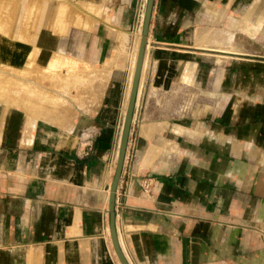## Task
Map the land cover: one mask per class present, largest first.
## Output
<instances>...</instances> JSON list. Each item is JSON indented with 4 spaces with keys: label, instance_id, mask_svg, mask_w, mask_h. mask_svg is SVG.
<instances>
[{
    "label": "crops",
    "instance_id": "1",
    "mask_svg": "<svg viewBox=\"0 0 264 264\" xmlns=\"http://www.w3.org/2000/svg\"><path fill=\"white\" fill-rule=\"evenodd\" d=\"M136 2L98 0L101 19L70 28L67 54L102 66L121 36L128 49ZM149 34L137 106L154 111L116 192L120 248L129 264H264V66L245 68L264 63V0H155ZM126 71L111 68L87 117L0 102V264H117L106 228Z\"/></svg>",
    "mask_w": 264,
    "mask_h": 264
},
{
    "label": "bare ground",
    "instance_id": "2",
    "mask_svg": "<svg viewBox=\"0 0 264 264\" xmlns=\"http://www.w3.org/2000/svg\"><path fill=\"white\" fill-rule=\"evenodd\" d=\"M143 1L144 6H146L147 0ZM144 12L145 10L138 19L137 27L122 34L125 36L127 34L133 35L132 46L127 49L122 44L123 38L121 36L119 38L120 48L114 49L111 57L106 62L104 61V65L96 66L67 54V36L70 28L81 25L85 17L93 16L96 19H101L98 0H0V102L5 106L23 109L32 119L55 120L66 117L69 120L68 117L72 116L73 118V115L79 110H75L77 106L72 111L65 109L66 105L75 102L81 109H86L99 104L111 68L123 69L126 67L128 73L121 108L123 121L142 33ZM251 30L253 31V29ZM150 39L151 35L148 32L135 106H137L141 93ZM102 46L104 47V43ZM220 46L217 52L221 57L239 55L230 47L222 46V44ZM70 48L72 51V47ZM202 48L205 52L206 50L213 51L207 47ZM97 55L99 56L100 53ZM218 57L220 58V56ZM37 80H41L44 84L38 83ZM82 111L85 112L84 109ZM90 111L88 112L89 115L91 114ZM67 120L65 122H68ZM121 129L122 123L118 145ZM106 233L113 258L117 264H120L112 247L108 227Z\"/></svg>",
    "mask_w": 264,
    "mask_h": 264
},
{
    "label": "water",
    "instance_id": "3",
    "mask_svg": "<svg viewBox=\"0 0 264 264\" xmlns=\"http://www.w3.org/2000/svg\"><path fill=\"white\" fill-rule=\"evenodd\" d=\"M154 6H155V0L146 1L144 21L142 25V33L140 37V42L138 45V51H137L136 62H135V67H134V74H133L130 93H129V97L127 101L125 116L122 121L121 136H120V141L118 145V152H117V157L115 161L114 172H113L111 184L109 187L108 207H107L108 228H109V234H110L112 247L114 249V252L120 264H129V263L126 260L120 248V245L118 243L117 233H116V225H115L116 207H117L116 192H117L118 184H119L120 177L123 171L124 163L127 158L128 144H129L130 133H131L132 124H133V116H134V110H135V101H136V95H137V90H138V83H139V78H140V71H141L142 61H143L144 53L146 49L147 36L150 30L151 19H152L153 12H154Z\"/></svg>",
    "mask_w": 264,
    "mask_h": 264
},
{
    "label": "rangeland",
    "instance_id": "4",
    "mask_svg": "<svg viewBox=\"0 0 264 264\" xmlns=\"http://www.w3.org/2000/svg\"><path fill=\"white\" fill-rule=\"evenodd\" d=\"M144 10H145L144 1L143 0H137L136 5L134 7V17H133L134 24H133V26L131 28L132 30L135 29L137 27L136 25L139 24V20L138 19H140V16H141V14L143 13ZM130 35L131 36H130L129 40H130V47H131L132 46V43H133V38L134 37H133L132 34H130ZM238 35L239 34H236L234 36L237 37ZM236 60H238V59H236ZM233 61H235V60H233ZM238 63H240V62H237V63L236 62H233V64L231 65V68H233V69L234 68L235 69L237 68L238 69L239 67H243V66H241ZM261 64H262V66H264V63L263 62L260 63L258 61L257 62L256 61H253V63H251L250 65H246L245 68H249V70L251 69V70H253V72H257V71L260 70ZM126 80H127V71H126V75H125V78H124V83H123L122 88H121V91H120L119 101H118V105H117V109H116V119H118V134H119V129H120V126H121V123H122L121 108H122V104H123V98H124ZM38 83L44 84L43 82H41V80L38 81ZM143 93L145 94V92H143ZM135 107L136 108L134 110V117H133L134 120H133V124H132V129H131L130 137L136 133L137 124H138L139 119H145V117H144V110H146L147 113L149 112V110H151L152 112L154 111V107H147L144 110H143L142 106H140V105L139 106H135ZM70 109L72 111V106L70 107ZM206 110H207V108H206ZM241 111H242V101L239 102V103H237L236 113L234 115H232V116L233 117L234 116L237 117V115H239L241 113ZM250 113H251V109H249V111L247 112V114H250ZM179 114L180 113H178V115ZM80 116L87 117V116H89V114L88 113L86 114L85 112L82 111V109H80L79 110V115L77 116V118H79ZM146 118H148V117H146ZM173 118H176V117L174 116ZM129 141H130V139H129ZM128 147H129V145H128ZM128 153H129V150H128ZM128 153H127V157H128Z\"/></svg>",
    "mask_w": 264,
    "mask_h": 264
}]
</instances>
